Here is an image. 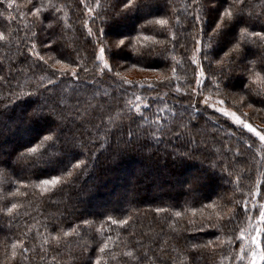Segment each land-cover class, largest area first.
I'll list each match as a JSON object with an SVG mask.
<instances>
[{
	"label": "trees",
	"instance_id": "obj_1",
	"mask_svg": "<svg viewBox=\"0 0 264 264\" xmlns=\"http://www.w3.org/2000/svg\"><path fill=\"white\" fill-rule=\"evenodd\" d=\"M48 2L34 0L45 6ZM114 2L100 0L103 7L96 9V0H85L101 15ZM52 3L62 9L57 13L59 24L45 19L44 26L31 16L33 5L27 0H14L11 9L6 8V0L0 3V31L8 38L0 42V264H82L80 258L87 255L84 249H98L104 242L108 249L100 257L101 264H243L235 259L242 243L236 237L244 233L250 217L257 219L260 215V205L251 209L253 198L249 194L257 191L258 183L259 192L264 193V146L249 132L198 103L202 96H217L237 110L245 106L247 112L241 111L244 116L264 126V104L258 102L264 97L253 94L249 100L241 91L239 72L243 65L235 66L234 78L224 80L217 89L210 82L216 66L209 68L204 62L209 79L192 92L197 88V69L190 57L194 38L200 37L199 25L192 27L195 21L187 13L195 14L196 9L190 7L192 0H167L166 7L163 3L158 8L148 5V11L155 15L133 16L125 27L108 30L113 38L117 31H131L136 36L134 29L145 25L144 34L155 35L156 39L134 40L136 51L130 47L119 55L106 53L112 71L103 70L101 74L96 62V35L89 37L84 27V21L95 12L89 14L80 0ZM245 4V16L249 11L258 15L264 0H245ZM9 14L15 19H8ZM213 15L208 16L209 21ZM157 18L170 21L163 31L154 23L146 24V20ZM90 26L98 34L100 19ZM252 30L260 28L254 26ZM235 31L237 42L253 39L241 36L239 27ZM204 39L207 41V37ZM50 42L51 49L43 47ZM145 46L162 55H139ZM105 47H110L107 41ZM229 47L232 45L218 49L220 56ZM245 48L249 52L245 63L256 61L259 70L261 47L248 44ZM35 52L49 65L55 63V58L72 62L78 78L66 76L49 85L53 69L39 61ZM128 70L159 72L171 79V87L167 81L152 91L137 84L149 81L130 80L133 86L124 85L126 77L121 73ZM261 75L264 77V72ZM177 87L179 93L175 91ZM253 87L264 93V79ZM134 93L144 97L141 103H149L140 113L134 107L130 110L128 104L134 103ZM45 103L59 105V110L73 117L62 123L61 131L64 136L75 135L82 146L59 154L56 145L49 142L42 157L45 162L32 167L35 157L19 162L17 157L55 129L54 117L39 122L28 117L37 104ZM80 161L82 166L73 168ZM53 177H59L55 186L40 183V179ZM245 200L247 214L243 210ZM13 203L18 207L9 214L6 209ZM205 204L214 207H203ZM157 208L166 211L157 213ZM233 208L238 215L228 223L229 210ZM176 211L181 212V217H175ZM218 214L224 217L222 227L202 232L186 230L190 228L189 221L199 224L211 218L212 223L220 224ZM109 217L127 223L112 224ZM64 231L70 235L63 237ZM55 234L62 238L58 251L51 241ZM262 238L264 242V232ZM20 239L28 250L22 256L16 249L13 260L12 244ZM210 240L214 243L208 247L193 248V244H207ZM126 252L133 255L126 256ZM92 255L95 258L97 253L93 251Z\"/></svg>",
	"mask_w": 264,
	"mask_h": 264
},
{
	"label": "snow or ice",
	"instance_id": "obj_2",
	"mask_svg": "<svg viewBox=\"0 0 264 264\" xmlns=\"http://www.w3.org/2000/svg\"><path fill=\"white\" fill-rule=\"evenodd\" d=\"M0 3H5V0H0ZM14 0H6V8L11 9L13 7ZM28 4L33 5L31 9V16L37 18L41 26H44V20H55L56 24H59V17L57 13L62 11V9L57 8L55 4L52 3V0H49L47 6L43 3H34V0H27ZM81 4H85V0H80ZM163 3L164 6H167V0H115L114 3L110 5V8L105 11L104 15H101L99 12H95V9L91 6L85 4L87 7V11L89 14L95 12V15L91 16L90 20L84 21V27L87 29V34L89 37L96 35V43L99 45V51L96 55V62L100 66L101 74H103V70H107L108 72L112 71V65L109 63V60L106 59V53L110 56L119 55L120 53L125 52L130 47L133 51L136 49L133 47V41H139L141 38L144 41H155V35H146L144 34L145 25H140L139 29H134L136 31V36H132L131 31H117L114 34V38L109 36L108 30L112 28H122L127 25V22L133 17L138 16L139 18H144L146 15H155V13H150L148 11V5L153 4L157 8L159 4ZM103 6L100 3V0H96L95 8H102ZM190 7H194L196 9L195 14L189 11L187 13L188 17L195 21V25H199V37L194 38V49L193 55L190 57L191 63L196 65V85L197 88H193L192 92H197L199 86L204 84L209 77L205 73L204 69V62H207L209 68L212 67L213 64L216 66V70L211 73L210 82L213 86L217 89L220 88L221 84L224 80H232L233 73L235 72V66L243 65L241 71L239 72V79H240V86L241 91L246 93L247 98L250 100L252 95L255 94L257 97H264V93L256 90L253 85L258 81L264 79L261 73L264 72V4L260 5L261 12L258 15H253L251 11L248 12V15L245 16L246 4L245 0H192V5ZM47 13V15H42ZM204 14V19H201V14ZM214 14V15H213ZM0 15H3L0 13ZM213 15L211 21H209L208 16ZM24 16V13H21V17ZM99 18L101 21V27L99 28V33L96 34L93 32V28L90 24H94L95 20ZM8 19L12 20L15 17L8 15ZM179 22V21H177ZM155 24L160 26L161 31H163L170 23L169 19L157 18L154 21L146 20V24ZM243 25V27H240ZM254 26H258L260 28L259 31L252 30ZM240 28V35L241 36H248L253 39L250 40H240L236 41V28ZM210 29V31H209ZM187 29H185L186 31ZM11 30H9V34ZM35 35V34H34ZM172 35V40H176L175 34ZM205 37H207V41H205ZM7 36L3 31H0V42H7ZM110 44V47H105V42ZM251 44L253 46L259 45L261 47V54L258 57L260 68L257 70V63L256 61H248L245 63L249 52L246 50L245 45ZM228 45H232L229 47L227 52H224L223 56H220V51L223 50L224 47ZM43 47L46 49H51L53 47V43H44ZM32 48H36V44H32ZM220 51H217V50ZM31 54V53H30ZM141 56L148 55V56H159L162 53H154L148 51L146 46L143 51L138 53ZM233 54H235V58H233ZM34 55L37 57L39 61H43L45 65H48L53 71L50 73V78L48 79V84H54L56 80L62 79L63 77L70 76L72 78H78L77 67L72 66V62H65L64 59L55 58V63L49 65L48 60L40 55L39 52H35ZM62 55V54H61ZM219 57V58H217ZM54 57H49V59H53ZM227 58V59H226ZM175 60V57H173ZM178 63V62H177ZM251 64L252 66L249 67L248 65ZM57 65H59V69H57ZM228 67V71H225V67ZM38 67V65H37ZM148 70V69H145ZM154 70V69H153ZM85 72L88 71L87 68L84 69ZM173 78H175V68H173ZM119 76V73L116 74ZM254 77V78H253ZM54 78V79H53ZM203 78V79H202ZM223 78V79H221ZM165 81H167V86L171 87V79L168 77H162L158 83L148 82L145 84H138L141 89L147 90H156L159 85H164ZM122 83L124 85L133 86V82L130 80H123ZM43 87V85H41ZM225 87H229L230 85L225 84ZM47 90V88H45ZM177 93L180 92V88L177 87L175 89ZM23 96H31L32 93H21ZM134 103L129 101L128 104L130 106V110L134 107L136 113H140L141 109L148 108L149 103H141L144 100L142 95H135ZM241 99H245V97H241ZM259 103L264 104V98H261ZM198 103H203L205 107H212L215 110H219L224 116H231L237 125H242L244 129L248 132L254 133L260 141L264 142V134L257 131L253 128L250 124L245 121H242L234 112H228L223 108H216L212 105L207 97H205L202 101ZM218 104H223V101H218ZM190 108L195 106L190 105ZM61 106H49L47 103L45 104H37L32 111L28 114L29 119L33 120L34 122H39L47 119V117L51 116L54 117L57 121L55 129L49 130V132L42 137H40L35 143L31 144L30 146L26 147L23 152L17 157V162L20 160L28 161L31 157H35V159L31 160V166L36 167L38 164L45 162L42 160L44 153L47 152V148L50 146L49 142L54 143L57 147V152L59 154H64L66 150L69 149H78L82 145L78 141L75 135L64 136V133L61 131L64 129L61 125L63 122L73 120V117L69 114L64 113L63 111L59 110ZM188 109H186L187 111ZM159 111H164V109H159ZM80 113L77 112L76 116H79ZM147 119V117H144ZM194 119V117H193ZM159 122L158 120L156 121ZM66 126V124H65ZM81 135H83L81 133ZM63 137V138H62ZM251 147V145H249ZM191 158V156H189ZM83 162H77L73 165V168L79 169L82 166ZM71 175V172H69ZM39 179V177H38ZM59 177H53L52 179H40V183L43 185H52L55 186L58 183ZM191 190V189H190ZM259 192V183L257 186V193ZM251 198L256 197V193L249 194ZM240 202L237 201L236 205L239 206ZM18 206L17 204L13 203L10 207H7L6 211L9 214L13 213V210L16 209ZM203 207L211 208L214 207L213 204H205ZM244 213L247 214L249 212L248 209V201L245 200L243 204ZM166 211L163 208H157L156 212H163ZM230 216L228 217V223H231L233 219H235L238 215L237 209L233 208L229 210ZM175 217H181V212L176 211L174 213ZM112 224H120L124 225L127 223L126 220H112L109 217ZM217 220L221 221L220 224H215L211 222V218H208L206 221L201 223H196L195 221H189L190 228L186 229L189 231H206L210 228H217L222 227L224 217L217 215ZM259 220L264 223V205L260 206V215ZM52 230L55 232V226H53ZM257 232H264V229H257ZM70 233L68 231L63 232V237H68ZM61 236L59 234H55L51 236V241H54L56 244V251H58L61 245ZM237 240L240 241H250V244L254 246V250L251 251L250 254V261L249 264H260L261 261H264V250H261L262 242L256 237L251 236L250 238H246L243 233L240 236L236 237ZM231 242V240L229 241ZM45 243H49L48 240ZM213 241H208L207 244H193V248H203L212 245ZM224 241L221 240V244ZM51 246V245H50ZM247 244L241 243L240 244V254L236 256V260L243 261L245 255L248 253L245 252ZM20 250L21 255L23 256L24 253L27 252V247L25 241L23 239L18 240L16 243L12 244V259L15 260L17 256L16 249ZM108 249L107 242L99 247L98 249H90L86 247L84 251L87 253L86 256L81 257L82 264H101L100 257L105 255L106 250ZM93 251L97 253L96 257L93 258ZM126 256H132V252H126ZM26 258V257H24ZM140 259H144L141 257Z\"/></svg>",
	"mask_w": 264,
	"mask_h": 264
},
{
	"label": "rangeland",
	"instance_id": "obj_3",
	"mask_svg": "<svg viewBox=\"0 0 264 264\" xmlns=\"http://www.w3.org/2000/svg\"><path fill=\"white\" fill-rule=\"evenodd\" d=\"M99 51V49H98ZM121 74L124 75V77H126V79L128 78L129 80H138V81H144V82H153V83H158V81L161 79L162 75L159 72L156 71H145V70H128V71H124ZM203 79V78H202ZM201 86V85H200ZM207 97L210 101V103L212 105H214L216 108H223L225 110H227L228 112H234L236 114V116H238L242 121L247 122L248 124H250L253 128H255L257 131L261 132V134H264V126L252 123L251 121H249L243 114V112H241L242 110L247 112V109L245 106H243V108H240L242 110H237L233 107L228 106L227 104H225V102L217 97V96H212V95H208V96H202L200 99L201 101ZM239 99V98H238ZM218 101H223V104H218ZM240 101V99L238 100ZM202 105H204L202 103ZM205 106V105H204ZM210 110L214 109L212 107H207ZM215 112H217L219 115H222L225 119H227L232 125L243 129L244 131L248 132L246 129L243 128L242 125H237L235 123V121L233 120V118L231 116H224L219 110H215ZM252 137H254L257 141H259V143H261L262 146H264V142L260 141V139L254 134L251 133ZM256 193V197L253 198V203L251 204V209L254 210L255 208H257L259 205H264V193L255 191ZM259 206V208H260ZM258 209V208H257ZM246 230L244 231V235L246 238H250L251 236H256L261 242H262V247L261 250H264V242L262 241V234L263 232H257V229H264V223H262L259 220V217L256 219L254 217H250V219L248 220V224L246 226ZM242 243H246L247 246L245 248V252L248 253V255H245V258L243 261H239L242 262L243 264H249L250 261V254L251 251L254 250V246H252L250 244V241L246 240V241H242ZM238 254H240V250L238 252ZM260 264H264V261H261Z\"/></svg>",
	"mask_w": 264,
	"mask_h": 264
}]
</instances>
